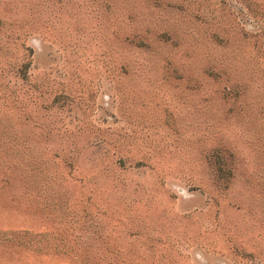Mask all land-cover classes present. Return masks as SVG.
Wrapping results in <instances>:
<instances>
[{
  "label": "rangeland",
  "instance_id": "rangeland-1",
  "mask_svg": "<svg viewBox=\"0 0 264 264\" xmlns=\"http://www.w3.org/2000/svg\"><path fill=\"white\" fill-rule=\"evenodd\" d=\"M0 264H264V0H0Z\"/></svg>",
  "mask_w": 264,
  "mask_h": 264
}]
</instances>
